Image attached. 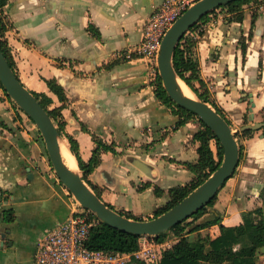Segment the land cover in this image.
<instances>
[{
  "label": "crops",
  "instance_id": "0c3cea01",
  "mask_svg": "<svg viewBox=\"0 0 264 264\" xmlns=\"http://www.w3.org/2000/svg\"><path fill=\"white\" fill-rule=\"evenodd\" d=\"M163 1L9 0L3 9V38L20 81L50 97V110L64 104L46 80L56 79L63 87L61 133L68 144L69 138L77 142L84 163L97 146L93 135L115 144L117 152H103L88 181L114 210L143 220L154 219L169 197H157L153 187L140 192L138 186L147 181L163 190L186 185L194 175L183 163L198 159V120L175 129L179 117L158 99L146 60L117 58L142 42L148 17ZM200 28L190 32L197 39L194 52L205 86L195 82V87L209 92L210 103L234 130L264 122V0L244 6L242 21L220 8ZM1 123L12 132L0 125V264H37L39 241L66 221L77 203L49 169L35 122L18 114V105L0 84ZM240 144L244 154L235 174L196 224L216 217L226 224L264 205V128L239 136ZM138 159L153 168V177L136 166ZM207 229L189 237L205 236ZM211 229L214 236L220 232L218 225Z\"/></svg>",
  "mask_w": 264,
  "mask_h": 264
},
{
  "label": "trees",
  "instance_id": "16d2710c",
  "mask_svg": "<svg viewBox=\"0 0 264 264\" xmlns=\"http://www.w3.org/2000/svg\"><path fill=\"white\" fill-rule=\"evenodd\" d=\"M9 0H0V47L8 60L10 66L16 73L17 68L12 51L8 46L3 36L7 31V25L4 20L3 9ZM258 0H241L225 4L218 9H223L226 13L234 14L238 21L243 19V8L246 5L254 3ZM217 9V10H218ZM216 12L213 11L212 13ZM210 13V15L212 14ZM203 17L191 29L200 28L202 23L209 18ZM201 29V28H200ZM203 34V29L199 31ZM197 45V39L194 36L187 34L180 41L174 56V66L179 77L194 91V93L204 102L210 103V96L208 91L202 93L198 91L194 83L198 82L201 87L205 86L204 81L200 76V69L198 58L195 55L194 48ZM245 44L243 51L245 52ZM49 88L54 92L65 105L67 99L65 90L58 84L56 79L46 80ZM1 84V83H0ZM155 92L158 99L170 107L175 115L179 117L175 129L182 127L190 122L192 119H197L200 130L195 134L194 141L199 143L197 148L198 159L194 163H183L184 167L191 171L194 175L193 179L186 185L172 187L169 190H163L158 185H154L150 181L145 182L142 186H138V191L142 192L148 188L153 187L154 193L157 197L168 195L169 199L163 206H160L154 212V217L157 218L170 209L178 205L191 192L203 184L222 164L224 158V149L219 141L217 135L209 128L194 112L186 109L175 103L163 86L162 78L158 75L156 83H154ZM36 98L40 101L42 106L47 110L54 122L57 124L60 131L64 130L62 122L63 106L50 110L53 100L45 94H37L33 92ZM211 104V103H210ZM212 105V104H211ZM214 108L215 106L212 105ZM216 111L222 115L229 123L225 114L215 108ZM3 130L12 132V130L4 123L0 124ZM231 125V123H230ZM85 128V127H84ZM253 130H248L237 134L238 142L239 136L250 137ZM93 139L97 146L93 151V156L89 163H84L79 155L78 144L73 138H69V144L72 152L76 156L79 167L83 171V179L90 185L95 193L101 198L98 189L93 186L88 178L92 172L100 165L101 155L103 152L116 153L115 144H107L102 139L93 135ZM212 142L216 144V152L212 149ZM244 154V147L240 144V160ZM50 165H53L50 162ZM225 186V185H224ZM264 201V190L261 193ZM218 200V195L206 207L195 213L191 218V223H186L188 220L174 226L171 230L154 238L155 242L159 244L165 243L168 234H173L177 241L165 249L160 256L159 264H264L261 261V255L264 253V205L252 211L243 212L236 220H229L228 223L223 224L221 217H216L213 220L196 224L203 216L211 211ZM108 205V204H107ZM110 208L114 209L110 205ZM122 215L134 219L143 220L133 215L131 212H119ZM11 219L8 216V219ZM91 218L98 221L91 229L90 239L87 243V248L95 252H104L110 255L116 254H134L141 248V236H137L128 232L121 231L110 226L107 223L100 221L97 216L91 213ZM219 226V234L197 236L196 239H191L190 234L199 232L211 226ZM133 264H147L146 262L132 258Z\"/></svg>",
  "mask_w": 264,
  "mask_h": 264
},
{
  "label": "water",
  "instance_id": "95a60500",
  "mask_svg": "<svg viewBox=\"0 0 264 264\" xmlns=\"http://www.w3.org/2000/svg\"><path fill=\"white\" fill-rule=\"evenodd\" d=\"M235 1L241 0L198 1L174 23L162 41L158 56V69L164 88L175 103L194 112L213 130L224 149V158L221 166L203 184L168 212L151 220L130 219L110 208L83 179L81 171H75L66 165L62 157L61 143L65 139L61 131L33 92L26 88L17 77L0 47L1 85L16 104L35 122L41 132L47 154L58 179L73 195L77 204L95 214L100 221L141 237H156L168 232L210 204L226 182L233 177L240 163V145L237 134L264 128V122H260L245 124L239 130H234L212 105L202 101L198 96V100H192L182 92L180 86L182 79L174 66L175 51L190 29L219 7ZM250 111V120L254 121L253 108H250ZM135 164L148 177H153L154 170L146 162L138 159Z\"/></svg>",
  "mask_w": 264,
  "mask_h": 264
},
{
  "label": "built area",
  "instance_id": "2783aa9c",
  "mask_svg": "<svg viewBox=\"0 0 264 264\" xmlns=\"http://www.w3.org/2000/svg\"><path fill=\"white\" fill-rule=\"evenodd\" d=\"M198 1L200 0H164L160 5L155 6L145 23L142 42L124 53H119L117 58L146 60L150 79L154 85L158 75L160 76L158 56L165 35L174 23ZM187 35L191 36L192 33L189 31ZM18 114L26 113L18 106ZM97 222L91 218L90 211L77 204V208L66 221L39 241L35 262L37 264H121L124 259L136 257L147 264L160 263V257L156 255V251L162 244L150 242L152 237H141V248L132 255H110L89 250L86 245L90 239L91 229Z\"/></svg>",
  "mask_w": 264,
  "mask_h": 264
},
{
  "label": "bare ground",
  "instance_id": "6f19581e",
  "mask_svg": "<svg viewBox=\"0 0 264 264\" xmlns=\"http://www.w3.org/2000/svg\"><path fill=\"white\" fill-rule=\"evenodd\" d=\"M180 86H181L182 92L188 98L192 100H198L197 95L183 80H180ZM61 149H62V157L66 165L75 171H80L79 165L75 159L74 154L71 152L67 141L64 140V142L61 143Z\"/></svg>",
  "mask_w": 264,
  "mask_h": 264
},
{
  "label": "rangeland",
  "instance_id": "374dc122",
  "mask_svg": "<svg viewBox=\"0 0 264 264\" xmlns=\"http://www.w3.org/2000/svg\"><path fill=\"white\" fill-rule=\"evenodd\" d=\"M259 1V0H258ZM225 11V10H224ZM46 147V146H45ZM44 147V148H45ZM46 149V148H45ZM216 149V148H215ZM46 154H47V151H46ZM46 157H47V164H48V167H49V169L51 170V171H54V169H53V167L50 165V159H49V156H48V154L46 155ZM221 192H222V190H221ZM218 199H220V196H218ZM218 201V200H217ZM191 221H192V219H190V220H188L186 223H191ZM207 221H209V220H207ZM207 221H205V222H207ZM212 227V226H211ZM211 227H209L208 229H207V231L205 232V236L206 235H213L214 236V232L212 231V229H211ZM199 235H201V234H199ZM197 238V235H193L192 237H191V239H196ZM155 240H154V238H151L150 239V242H154ZM177 241V239H176V237L173 235V234H168V237H167V240L165 241V243H164V246H161V251L163 252L164 250L163 249H167V248H169L170 246H172L175 242ZM160 249H157V251H156V255L158 256V257H160ZM153 252H155V251H153ZM262 261V260H261ZM263 263H264V260L262 261ZM121 264H133V262H132V258L131 259H124V260H122L121 261Z\"/></svg>",
  "mask_w": 264,
  "mask_h": 264
}]
</instances>
